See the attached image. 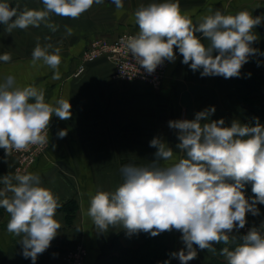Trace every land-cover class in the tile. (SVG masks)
<instances>
[{
    "label": "clouds",
    "instance_id": "clouds-1",
    "mask_svg": "<svg viewBox=\"0 0 264 264\" xmlns=\"http://www.w3.org/2000/svg\"><path fill=\"white\" fill-rule=\"evenodd\" d=\"M104 2L42 0L43 10L23 11L0 2V24L7 26L8 33L42 23L56 31L58 26L48 22L51 14L78 19L94 4ZM111 3L117 16L122 15L123 0ZM208 12L194 23L174 0L141 4L132 15L138 33L129 36L125 46L147 74H153L165 61L175 62L178 50L182 63L193 72L202 69L201 77H240L242 67L259 53L252 46L257 41L252 30L264 19L247 10L234 15L213 12L211 8ZM67 32L72 34L70 28ZM197 33L209 43L204 44ZM52 47L37 43L31 63L35 66L42 62L53 70L52 79L58 80L61 50L57 47L50 53ZM10 60L7 52L0 55V61ZM71 107L63 98L45 102L43 89L17 86L14 76H6L0 82V148L5 156L30 146L48 145L52 116L69 120ZM215 111L211 106L197 112L194 119L168 121V127L177 131L176 148L184 154L178 161H173V148L166 141L153 137L149 142L156 149L153 161L147 165L124 164L123 183L114 192L97 190L90 195L86 215L98 232L122 226L129 236L144 232L155 237L177 230L182 233L185 248L172 252L170 257L178 258L181 264L196 259L194 245L200 250L216 251L213 245L221 243L226 245L220 249L226 264H264V222L253 226L239 242L230 235L233 229L245 227L249 213L259 216L257 205H264V125L256 117L254 125L233 120L225 126L223 118L210 119ZM66 135V130L58 132L60 138ZM0 183L4 185L0 188V208L10 216L7 232L22 237V255L35 264L61 228L55 219L62 207L59 198L42 186L37 173L17 171L14 176L4 175ZM247 184H251L254 194L251 200L245 195Z\"/></svg>",
    "mask_w": 264,
    "mask_h": 264
},
{
    "label": "crops",
    "instance_id": "crops-1",
    "mask_svg": "<svg viewBox=\"0 0 264 264\" xmlns=\"http://www.w3.org/2000/svg\"><path fill=\"white\" fill-rule=\"evenodd\" d=\"M254 1L174 0L180 5L181 12L189 14L194 23L208 15L209 8L213 12L219 10L233 15L247 10L254 17L261 16L264 19V5ZM23 2L25 9L44 8L42 0ZM152 2L163 0H123V14L119 17L111 0H105L104 4H94L78 19L65 20L64 17L57 16L56 22L48 21L60 26L61 31L58 28L52 31L42 23L39 35L28 36L36 37L41 47L48 45V41L53 43V47L48 50L50 53L55 48H60L58 80L52 79L53 70L42 62L33 66V51L25 52V48L23 50L17 47L15 60L0 62V82L12 75L17 86L33 85L43 89L45 102L54 103L55 99L63 98L69 100L72 106L71 119L60 120L55 115L52 116L49 124V148L28 171L39 174L42 186L50 189L62 205L55 216L61 228L46 250L45 264H64L67 252L78 243H82L87 249L85 264H121L119 249L137 248L143 242L145 233L129 236L122 226H110L105 233L98 232L86 215L90 195L97 190L114 192L123 183L121 167L124 164L147 165L153 161L156 149L149 146L153 137H161L173 148V161L182 158L184 154L176 148L179 143L177 131L168 127V121L194 119L197 112L211 106L216 111L210 119L225 120L221 111L223 108L241 107V102L232 92L233 87L227 83L232 82V79L238 80L239 77H201L202 69L193 72L189 65L182 63L183 57L178 50L175 62H168L166 76L159 89L142 82L115 79L114 68L105 58L86 65L85 71L78 77L71 75L77 72L80 55L94 38L115 40L125 32L138 33V25L134 23L132 15L141 4ZM65 25L72 26L71 35L63 34L61 26ZM252 32L256 37H264V20ZM197 35L204 44L209 43L202 33ZM61 130L67 131L63 138L58 136ZM14 167V158L10 155L6 157L5 150L0 148V179L4 175L14 176ZM3 187L0 183V188ZM72 200L76 202L77 210L69 224L63 205ZM9 219L6 210L0 208V264H20L24 261L23 248L19 243L22 237L7 232ZM161 234L167 236L169 246L175 251L185 248L181 232L172 230ZM194 247L198 264H214V257H218L214 251ZM222 260L226 263L225 257ZM155 264L161 263L157 260Z\"/></svg>",
    "mask_w": 264,
    "mask_h": 264
},
{
    "label": "built area",
    "instance_id": "built-area-1",
    "mask_svg": "<svg viewBox=\"0 0 264 264\" xmlns=\"http://www.w3.org/2000/svg\"><path fill=\"white\" fill-rule=\"evenodd\" d=\"M134 32L122 33L117 39L111 41L103 38L94 39L82 57V66L78 68L75 75H80L85 71V63L94 61L98 58H105L113 66V77L126 82H142L159 89L166 76L168 61L158 66L153 74H147L143 68L129 54L125 42L129 36L135 35ZM49 137V129H48ZM50 145L30 146L25 151H13L10 156L15 160V173L19 171L26 174L38 158L46 153ZM250 229H246L248 232ZM87 249L82 243H78L69 250L64 258V264H85Z\"/></svg>",
    "mask_w": 264,
    "mask_h": 264
},
{
    "label": "trees",
    "instance_id": "trees-1",
    "mask_svg": "<svg viewBox=\"0 0 264 264\" xmlns=\"http://www.w3.org/2000/svg\"><path fill=\"white\" fill-rule=\"evenodd\" d=\"M263 5V4H262ZM264 52V51H263ZM245 67H242L241 70L245 72ZM247 77L242 79V76L239 77L240 82H242L245 91L243 92V102L244 107L252 113V117H248L245 121L246 124L254 125V118L258 117L261 125H264V74L257 73L252 67H248ZM252 77V79H251ZM245 192H248L247 198L251 200L254 198V194L251 191V184H247L245 187ZM246 194V193H245ZM257 207L260 209L259 216H252L250 213L247 215L246 219L256 222H261L264 220V205L258 204ZM63 208L66 209L67 215L66 220L69 224L72 223L74 219L75 212L77 210V204L75 201H68L63 205ZM235 236L237 241H240L242 236L239 234L232 235ZM224 244H216L213 247L216 249L214 251L218 257H214V264H226L222 259L223 256L220 255V249L225 247ZM230 248L234 245H227ZM172 252H177L171 248L168 244V238L164 234H159L155 237L151 236L148 233H145L143 242L137 248H121L119 249V261L121 264H155L157 260L163 264L164 261L168 260L169 264H175L174 258L170 257ZM45 253L38 255L35 264H45ZM23 263L20 264H33L31 258H24Z\"/></svg>",
    "mask_w": 264,
    "mask_h": 264
},
{
    "label": "rangeland",
    "instance_id": "rangeland-1",
    "mask_svg": "<svg viewBox=\"0 0 264 264\" xmlns=\"http://www.w3.org/2000/svg\"><path fill=\"white\" fill-rule=\"evenodd\" d=\"M23 1L27 2L28 0H0V2H7L11 6L17 7L18 11H23L25 9V5H24ZM60 18H62V17H60ZM66 19L67 18H65V20ZM49 20L56 22L57 16L54 14H51ZM60 21H62V20H60ZM6 27H7L6 25L0 24V55L7 52L11 55L10 61H12V60H15L17 58L16 54H17L18 48L23 49V50L25 48V50H24L25 52L33 51L32 49H34V44H36L38 42V40L36 39V37H29L28 35L32 36V34L37 35L38 33H41V31L39 30V27H30L29 26L27 29H23V30L17 28V29H14L11 33H8L5 30ZM61 27L63 28V34H66V35L68 34L67 29L72 28V26H67V25L61 26ZM36 28L38 29V31H36ZM57 28L60 30V26ZM262 35H264V32ZM94 39H97V38H94ZM103 39H106V38H103ZM93 40H91L88 47L80 55L78 68H80V66H82V64H83L82 57H83L84 53L88 49H90V46H91V43ZM107 40H109V39H107ZM111 41H113V40H111ZM48 43L53 44L49 41H48ZM252 46L254 48H257L259 50V53L250 58V64L246 63L243 66V67H245L244 68L245 72L243 70H241L242 79L247 77L246 74L248 75L247 70H248L249 66L252 67V69L255 70L257 73L264 74V52H263L264 51V37H257V41L254 42ZM98 59H101V58H98ZM96 60H94V61H96ZM94 61H91V62H94ZM0 62H2V61H0ZM91 62L85 63V65H88ZM258 63H259V66H258ZM73 74L76 77L79 76V75H75L76 72L72 73L71 75L73 76ZM251 79H252V77H251ZM240 80L241 79L238 78V80L235 79V81L232 79V82L227 81V83H229L231 85V87H233L232 92H233V94H235L236 98L241 102V107L240 106L239 107L227 106V107L223 108V110H221V111H223V113L225 115V126H230L233 120H237L238 122H240L242 124H246L245 123L246 119L250 116L251 117L253 116L252 113H250V111L247 110L244 107V105L242 104V103H244L243 102V92L245 91V89H244L245 87H243L242 82H240ZM239 87H240V89H239ZM219 118H221V116H219ZM245 193H246L245 195L247 197L248 192H245ZM262 222H264V220L261 222H256L253 220H251V221L247 220V223L243 229H239L238 231L233 229V232L230 234H232V235L239 234L242 236V233H243L244 235H246L248 233L246 231V229L247 230L251 229L253 226L259 227ZM261 231L264 232V229H261Z\"/></svg>",
    "mask_w": 264,
    "mask_h": 264
},
{
    "label": "water",
    "instance_id": "water-1",
    "mask_svg": "<svg viewBox=\"0 0 264 264\" xmlns=\"http://www.w3.org/2000/svg\"><path fill=\"white\" fill-rule=\"evenodd\" d=\"M254 3L263 4L264 5V0H255ZM174 263L175 264H181V262L179 261L178 258H174ZM188 264H198V262H197L196 259H194V260L189 261Z\"/></svg>",
    "mask_w": 264,
    "mask_h": 264
}]
</instances>
